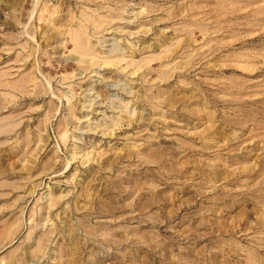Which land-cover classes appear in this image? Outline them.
Here are the masks:
<instances>
[{"label": "rangeland", "instance_id": "rangeland-1", "mask_svg": "<svg viewBox=\"0 0 264 264\" xmlns=\"http://www.w3.org/2000/svg\"><path fill=\"white\" fill-rule=\"evenodd\" d=\"M0 264H264V0H0Z\"/></svg>", "mask_w": 264, "mask_h": 264}]
</instances>
